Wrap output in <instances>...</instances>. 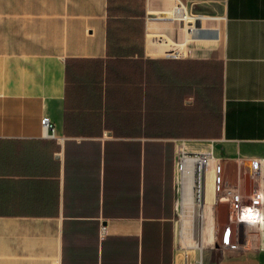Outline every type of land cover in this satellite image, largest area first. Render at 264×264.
<instances>
[{"label":"crops","instance_id":"obj_1","mask_svg":"<svg viewBox=\"0 0 264 264\" xmlns=\"http://www.w3.org/2000/svg\"><path fill=\"white\" fill-rule=\"evenodd\" d=\"M227 188L264 214V0H0V264H264Z\"/></svg>","mask_w":264,"mask_h":264},{"label":"built area","instance_id":"obj_2","mask_svg":"<svg viewBox=\"0 0 264 264\" xmlns=\"http://www.w3.org/2000/svg\"><path fill=\"white\" fill-rule=\"evenodd\" d=\"M178 18L185 23L197 21L202 18L199 14H190L187 8L181 3L176 8ZM44 128L52 127L50 118H42ZM54 136V134L50 135ZM261 167V161L251 160V169L257 172ZM221 170V163L217 161L214 154L211 153H190L180 148L177 152V171L180 177V185L183 188L186 178L192 180V196L198 205H202L206 200L208 186V177L212 176L213 180ZM225 195L230 197L237 205L236 219L242 226L241 233L244 237L258 238L264 231V214L259 208L240 205V196L235 188L225 189ZM229 242V240H228Z\"/></svg>","mask_w":264,"mask_h":264},{"label":"rangeland","instance_id":"obj_3","mask_svg":"<svg viewBox=\"0 0 264 264\" xmlns=\"http://www.w3.org/2000/svg\"><path fill=\"white\" fill-rule=\"evenodd\" d=\"M257 148H258V145L256 144H250V143L233 144V143L221 142V143L215 144V149H216L215 153H216V156L218 157H220L222 154H224L228 158H231L233 156L240 157L241 155L247 154L248 152L256 151ZM195 207L197 209L196 212L198 213V211H200L201 206H198L196 201H195ZM189 209L185 208V210H188L189 212H191V214H193L194 218L199 215V214L197 215L195 211L192 212L193 209L192 210H189ZM186 217H187V213H186ZM195 235L196 234L194 230L191 229V225L190 226L186 225V229L184 230V234H183L184 246L186 248L188 245H191L193 243V239Z\"/></svg>","mask_w":264,"mask_h":264},{"label":"bare ground","instance_id":"obj_4","mask_svg":"<svg viewBox=\"0 0 264 264\" xmlns=\"http://www.w3.org/2000/svg\"><path fill=\"white\" fill-rule=\"evenodd\" d=\"M192 180L191 178L187 179L184 182V187H183V197H182V203L185 208H190L189 210L194 209L195 204L193 201V196H192ZM182 191V190H181Z\"/></svg>","mask_w":264,"mask_h":264}]
</instances>
